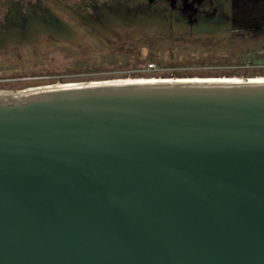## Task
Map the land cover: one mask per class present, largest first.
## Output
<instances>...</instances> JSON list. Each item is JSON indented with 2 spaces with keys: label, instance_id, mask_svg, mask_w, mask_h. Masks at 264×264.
Segmentation results:
<instances>
[{
  "label": "water",
  "instance_id": "water-1",
  "mask_svg": "<svg viewBox=\"0 0 264 264\" xmlns=\"http://www.w3.org/2000/svg\"><path fill=\"white\" fill-rule=\"evenodd\" d=\"M0 264H264V75L0 88Z\"/></svg>",
  "mask_w": 264,
  "mask_h": 264
},
{
  "label": "rangeland",
  "instance_id": "rangeland-1",
  "mask_svg": "<svg viewBox=\"0 0 264 264\" xmlns=\"http://www.w3.org/2000/svg\"><path fill=\"white\" fill-rule=\"evenodd\" d=\"M99 1L0 0V88L128 75H264L262 45L253 47L264 43V34L246 39L261 31L228 19L219 24L221 34L215 28L201 36H183L188 40L182 41L189 43L170 46L159 69H147L155 58L135 57L146 40L156 48L166 46L155 35L171 31L169 25L165 23V29L152 18L140 16V9L124 8L126 13L120 11L118 16L102 13L100 20L83 11L86 5H103ZM218 2L225 8L234 5V0ZM262 2L264 6V0L235 4L257 7ZM193 39L198 43H191Z\"/></svg>",
  "mask_w": 264,
  "mask_h": 264
},
{
  "label": "flooded vegetation",
  "instance_id": "flooded-vegetation-1",
  "mask_svg": "<svg viewBox=\"0 0 264 264\" xmlns=\"http://www.w3.org/2000/svg\"><path fill=\"white\" fill-rule=\"evenodd\" d=\"M99 3L103 5H86L83 6L82 9H84L83 11L90 13L91 17L99 20L103 18L102 13L104 14L107 12L112 13L114 16H118L120 11L126 13L122 11L124 8L133 11L134 9H140V11L138 10L140 16L145 15L146 17H150L159 25H164L165 23L169 25L171 31H164L167 29L164 25L165 29L162 30V28H160V30L164 32L161 34L158 32V34L156 33L155 35L156 38H158L157 40H160L159 42L163 41L168 45H158L159 48H156L154 42L146 40L142 43L140 52L136 55L137 57H135L138 58L145 55V59H148L149 57L155 58V61L159 66V63L163 62V55H167L166 51L170 50V46L184 43L186 41H182L184 38L183 36L194 33L198 34L196 36H201L202 34H206V31H211L215 28L219 34H221L223 26L219 27L221 26L219 24H222L225 19L232 21L234 24L244 23V27L254 25V27H258L254 28L255 31H258V29L261 31L259 34L244 37L246 39H250L252 36L253 38H258L259 35L264 34V21H262V15L264 14L263 2L257 7H248L239 4L236 5L235 3H237V0H234V5L229 8L222 7L218 0H100ZM104 3L106 5H104ZM118 3L121 4L118 5ZM137 3L139 6H137ZM232 29L238 31L240 28L233 27L231 30ZM184 39L188 40L186 37ZM186 43H189V41H186ZM191 43H198V41L197 39H193ZM261 45L262 46L259 47V52L264 50V43ZM251 52L252 50L249 51V53ZM146 55L150 56L148 57Z\"/></svg>",
  "mask_w": 264,
  "mask_h": 264
},
{
  "label": "built area",
  "instance_id": "built-area-1",
  "mask_svg": "<svg viewBox=\"0 0 264 264\" xmlns=\"http://www.w3.org/2000/svg\"><path fill=\"white\" fill-rule=\"evenodd\" d=\"M260 52H261V53H264V50H261ZM147 69L158 70L159 67H158V65H157V62H156V61H152V62H150V63L148 64Z\"/></svg>",
  "mask_w": 264,
  "mask_h": 264
},
{
  "label": "bare ground",
  "instance_id": "bare-ground-1",
  "mask_svg": "<svg viewBox=\"0 0 264 264\" xmlns=\"http://www.w3.org/2000/svg\"><path fill=\"white\" fill-rule=\"evenodd\" d=\"M132 75H128V76H117V77H131ZM144 76V75H143ZM151 76H160V75H151Z\"/></svg>",
  "mask_w": 264,
  "mask_h": 264
},
{
  "label": "trees",
  "instance_id": "trees-1",
  "mask_svg": "<svg viewBox=\"0 0 264 264\" xmlns=\"http://www.w3.org/2000/svg\"><path fill=\"white\" fill-rule=\"evenodd\" d=\"M261 44H262V43H255L253 47H254V48L259 47Z\"/></svg>",
  "mask_w": 264,
  "mask_h": 264
}]
</instances>
